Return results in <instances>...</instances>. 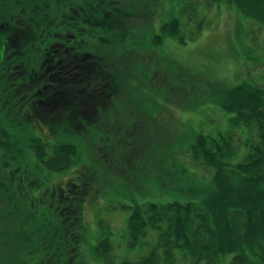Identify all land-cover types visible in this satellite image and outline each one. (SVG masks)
Returning <instances> with one entry per match:
<instances>
[{"label": "trees", "instance_id": "trees-1", "mask_svg": "<svg viewBox=\"0 0 264 264\" xmlns=\"http://www.w3.org/2000/svg\"><path fill=\"white\" fill-rule=\"evenodd\" d=\"M138 1L0 0V92L9 105L0 111V264L91 262L81 254L86 237L82 230L84 204L102 193L97 167L82 165L72 170L78 174L57 179L51 204L59 215L55 225L35 222L36 216L44 217L34 214L44 192L25 203L22 194L33 195L43 184L29 166L49 174L65 171L80 159L76 143L45 136L53 132L57 137L59 128L63 136L80 135L81 124L89 120L82 109L94 105L98 111L100 103L122 91L119 69L124 67L128 76L139 71L138 50L126 45L128 37H138L130 30L140 18ZM205 2L233 5L242 16L264 24V0ZM187 4V14L192 6L199 7ZM180 15L160 25L161 32L153 36L156 45L179 34ZM16 19L29 33L24 37L34 39L15 45L18 34L8 35L4 27ZM178 39L184 42V35ZM15 69L19 76L11 73ZM43 77L50 82L44 89L53 86L52 93L43 97L42 90L26 91L24 86ZM236 79L220 92V102L234 113L230 121L240 129L200 131L190 149L195 163L213 169L214 190L201 201L134 206L127 221L129 247L140 251L117 264H264V83L239 75ZM8 126H21L25 134L19 136ZM27 126L35 135L26 134ZM26 139L31 153L23 145ZM93 252L98 261L114 263L110 236L102 234Z\"/></svg>", "mask_w": 264, "mask_h": 264}, {"label": "rangeland", "instance_id": "rangeland-1", "mask_svg": "<svg viewBox=\"0 0 264 264\" xmlns=\"http://www.w3.org/2000/svg\"><path fill=\"white\" fill-rule=\"evenodd\" d=\"M189 2L199 7L192 6L187 14ZM138 8L140 18L130 28L138 37H128L126 45L138 50L139 73L128 76L124 67L118 70L122 91L100 103L98 111L94 105L82 109L89 120L81 124L80 135L63 136L58 127L57 137H52L53 132L45 136L53 142L64 137L76 143L80 159L65 171H48L49 174L29 166L43 184L33 195L22 194L25 203L44 192L43 201H34V214L39 212L44 217L36 216L35 222L55 225L59 215L51 204L56 198L53 191L59 183L57 179L64 175L66 178L82 165L98 168L102 193L96 192L84 204L86 228L82 231L86 237L81 254L87 261L92 258L90 264H108L98 261L93 252L102 234L113 241V264L139 253V249L129 247L127 221L134 206L148 201H201L212 193L213 169L193 161L191 145L200 131L217 134L240 129L230 121L234 113L222 108L220 102V92L235 84L238 75L264 83V24L242 16L233 5H207L205 0H139ZM178 13L183 22L179 34L165 36L156 45L153 36L161 32L160 25ZM4 28L8 35L18 34L15 45L35 38L24 37L29 33L19 28L17 19ZM182 35L184 42L178 39ZM153 45L154 50H148ZM15 70L11 73L19 76ZM45 76L50 78V74ZM151 76V81L146 80ZM43 79L24 88L31 94L42 90L39 92L44 97L45 92H53V86L44 89L50 82ZM5 100L0 92V111L8 110ZM59 106L63 107V103ZM25 122L30 123L27 119ZM29 127L26 134L35 135ZM7 128L19 136L24 133L21 126ZM28 141L24 140L23 145L31 153ZM72 174H78V170Z\"/></svg>", "mask_w": 264, "mask_h": 264}, {"label": "flooded vegetation", "instance_id": "flooded-vegetation-1", "mask_svg": "<svg viewBox=\"0 0 264 264\" xmlns=\"http://www.w3.org/2000/svg\"><path fill=\"white\" fill-rule=\"evenodd\" d=\"M10 37H12V36H10ZM10 37H9V38H10ZM16 37H17V36H16ZM21 37H23V36H21ZM61 54H62V53H61ZM60 62H61V60H60ZM47 264H50V263L48 262Z\"/></svg>", "mask_w": 264, "mask_h": 264}]
</instances>
